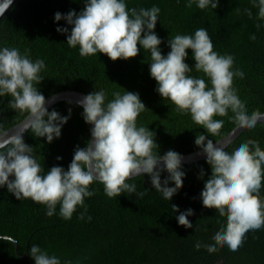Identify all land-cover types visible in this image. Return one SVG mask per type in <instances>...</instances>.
Returning a JSON list of instances; mask_svg holds the SVG:
<instances>
[{"label": "trees", "instance_id": "obj_1", "mask_svg": "<svg viewBox=\"0 0 264 264\" xmlns=\"http://www.w3.org/2000/svg\"><path fill=\"white\" fill-rule=\"evenodd\" d=\"M129 8H151L156 5L160 13L154 29L162 39L159 46L166 55L170 48L167 41L176 34H194L199 28L206 29L213 50L221 55H232L235 66L244 70L243 76H233V86L245 101L249 113L264 112V23L257 27L255 21L264 19L256 16L257 4L252 0H219L215 9L201 10L195 4L187 7V0H126ZM252 8V14L245 11ZM84 8V0H15L0 18V47L17 48L23 53L28 50L33 61L43 59L45 69L40 73L44 78L38 90L48 97L63 90H76L89 94L103 89L106 101L113 99V92H138L146 109L137 117V126L148 127L155 133L158 149L163 155L174 150L181 155L200 150L195 144L196 135L206 134L205 130L193 123L189 115L178 113L170 101L155 91L156 81L150 77V53L140 49L137 56L115 61L106 54L98 53L86 58L79 55L77 48H70L67 34L56 31L57 27L71 25L61 19L54 21V14H77ZM255 33V37L251 36ZM138 47L139 44H138ZM189 66L195 64L191 49L186 50ZM193 76L202 75L193 71ZM10 96L0 97V127L7 129L21 121L26 114L10 109ZM71 115L61 129V136L51 143L43 137L37 138L27 129L22 136L33 149L46 173L52 166L67 170L74 150L83 148L90 139V128L81 113L82 106L70 100H61L48 110H56L62 116ZM224 114V123L216 136H208L214 142L229 133L236 125ZM220 117H214L219 119ZM248 139L259 142L264 150V122L253 129H243L227 146L229 150ZM62 159L57 160V157ZM203 169L204 177H200ZM185 172L183 185L170 201L164 200L152 188L150 177L137 176L126 181L136 185L137 192L145 191L143 198L133 193H122L118 197L105 195L103 185L93 183L90 190L95 194L85 197L87 212L85 219H79L83 208L77 207L70 220L56 213L45 214V206L31 199L17 200L15 196L0 188V264H34L29 255L35 244L49 255L55 254L71 264H264V227L246 233L237 251L227 246L209 251L204 241L213 239L212 233L226 220L216 206L203 204L200 192L203 180L210 174L206 158L182 163ZM168 175L161 173V180ZM169 186H173L169 182ZM261 198H264L262 181ZM180 211L189 208L194 214L188 219L192 228L178 225L171 205ZM91 221H87V216ZM201 240L199 247L195 241Z\"/></svg>", "mask_w": 264, "mask_h": 264}, {"label": "clouds", "instance_id": "obj_2", "mask_svg": "<svg viewBox=\"0 0 264 264\" xmlns=\"http://www.w3.org/2000/svg\"><path fill=\"white\" fill-rule=\"evenodd\" d=\"M13 0L0 2V16L12 5ZM219 0H187V7L193 4L201 10L215 9ZM258 8L256 16L264 18V0H252ZM252 14V8L245 6ZM160 8H129L126 0H84V8L77 14L70 10L66 14L56 12L54 21L65 20L71 25L57 27L56 31L67 34L66 43L77 48L79 55L86 58L98 53L106 54L115 61L137 56L142 48L150 53L149 73L156 81L155 91L170 101L178 113L189 115L194 124L201 126L206 134L196 135L194 144L201 150L210 165V174L204 178L200 192L203 204L216 206L226 216L212 233L213 239L204 241L209 250L227 246L237 251L249 231L264 227V198H261L264 181V150L259 142L248 139L229 150L221 141L214 142L208 136H216L224 123L223 116L229 110V119L238 126L253 129L258 122H264L259 111L249 113L246 103L233 86V76H243L240 66L233 67L232 55H221L213 50V43L204 28L194 34H176L167 41L170 51L164 55L159 47L162 39L154 29ZM257 27L264 19L255 21ZM251 36L254 38L255 33ZM138 44L140 47H138ZM187 49H191L195 64L186 63ZM43 59L33 61L28 50L23 53L17 48L0 47V97L10 96L8 107L26 114L24 129L51 143L61 136V129L71 115L62 116L56 110L49 111L46 99L38 90L44 79L40 73L45 69ZM202 73L193 76L190 73ZM113 99L106 101V92L96 90L84 96L77 104L82 106L83 120L91 126L90 139L86 146H77L73 158L65 170L52 166L46 173L33 149L24 142L21 133L9 135V130L0 127V188H7L19 201L31 199L45 206L49 217L56 213L70 220L77 207L83 208L79 219H85L87 205L85 197L95 194L90 185H103L109 198L122 193L143 198L145 191L137 192L136 185L126 181L147 174L152 188L164 200L170 201L183 185L185 172L182 170L183 157L174 150L163 155L158 149L155 133L148 127L137 126V117L146 109L138 92L112 93ZM214 117H220L214 119ZM62 159L57 157V160ZM168 175L161 180V173ZM204 177L201 169L200 177ZM172 182L173 186H169ZM172 212L178 225L192 228L188 219L194 214L189 208L180 211L173 204ZM92 217L87 216V221ZM0 240H11L0 237ZM195 246L201 245L197 239ZM29 255L34 264H61L55 254L49 255L33 244ZM63 264H71L64 261Z\"/></svg>", "mask_w": 264, "mask_h": 264}, {"label": "water", "instance_id": "obj_3", "mask_svg": "<svg viewBox=\"0 0 264 264\" xmlns=\"http://www.w3.org/2000/svg\"><path fill=\"white\" fill-rule=\"evenodd\" d=\"M14 1L15 0H13V2ZM0 2H2V0H0ZM0 18H1V16H0ZM86 95H87L86 93L76 91V90L59 91V92L54 93V94L45 98L46 99V107L49 109L53 104H55L56 102L61 101V100H70V101L77 103L80 99H82ZM262 114H264V112ZM25 118H26V116L21 121H19L18 123L14 124L13 126L6 129V130H9V135H12L15 133L16 134H19V133L23 134L25 131H27V129H24ZM262 119H264V117H262ZM243 129H245L243 126L236 125L229 133H227L225 136H223L222 138H220L217 141H221L225 145H228ZM200 152H201V150H198V151H194V152L182 155V157H183L182 163L204 159L205 156L202 154H199ZM13 243H14V246H16V242H13Z\"/></svg>", "mask_w": 264, "mask_h": 264}]
</instances>
